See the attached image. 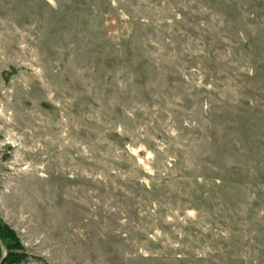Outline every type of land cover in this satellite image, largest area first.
Returning <instances> with one entry per match:
<instances>
[{
  "label": "rangeland",
  "instance_id": "374dc122",
  "mask_svg": "<svg viewBox=\"0 0 264 264\" xmlns=\"http://www.w3.org/2000/svg\"><path fill=\"white\" fill-rule=\"evenodd\" d=\"M0 220L23 264H264V0H0Z\"/></svg>",
  "mask_w": 264,
  "mask_h": 264
},
{
  "label": "trees",
  "instance_id": "16d2710c",
  "mask_svg": "<svg viewBox=\"0 0 264 264\" xmlns=\"http://www.w3.org/2000/svg\"><path fill=\"white\" fill-rule=\"evenodd\" d=\"M0 241L7 250V257L3 264H23L28 262L30 257L26 254L17 234L1 220Z\"/></svg>",
  "mask_w": 264,
  "mask_h": 264
},
{
  "label": "water",
  "instance_id": "95a60500",
  "mask_svg": "<svg viewBox=\"0 0 264 264\" xmlns=\"http://www.w3.org/2000/svg\"><path fill=\"white\" fill-rule=\"evenodd\" d=\"M7 257V250L4 244L0 241V264H3Z\"/></svg>",
  "mask_w": 264,
  "mask_h": 264
}]
</instances>
